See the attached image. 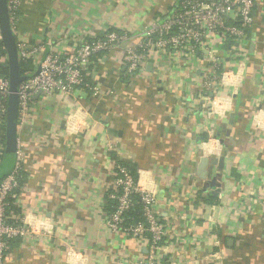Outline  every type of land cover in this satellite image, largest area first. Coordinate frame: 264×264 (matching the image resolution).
<instances>
[{"label":"crops","instance_id":"0c3cea01","mask_svg":"<svg viewBox=\"0 0 264 264\" xmlns=\"http://www.w3.org/2000/svg\"><path fill=\"white\" fill-rule=\"evenodd\" d=\"M21 2L18 40L46 49L35 59L110 31L128 40L100 61L93 87L37 95L17 129L25 161L13 215L27 234L5 264H148L146 237L107 224L118 166L156 192L166 241L156 264H264V7L245 54L216 46L220 70L241 72L211 104L200 83L213 68L201 53L152 54L136 75L124 65L127 49L180 0Z\"/></svg>","mask_w":264,"mask_h":264},{"label":"built area","instance_id":"2783aa9c","mask_svg":"<svg viewBox=\"0 0 264 264\" xmlns=\"http://www.w3.org/2000/svg\"><path fill=\"white\" fill-rule=\"evenodd\" d=\"M7 2L12 30L17 38L19 59L31 60L34 67L33 72L18 87V129L27 125L37 95L49 97L57 93L70 94L78 87H87L86 71L92 58L103 52L106 53L105 57L111 55L128 40V35L110 31L100 39L76 44L65 55L49 52L43 59H35V55L45 54L46 49L44 46L31 48L24 40H18L20 36L17 23L22 2ZM263 7L264 0H180L173 12L155 19L140 42L127 49L125 68L130 74H139L144 71L152 54L158 52H172L188 57L201 53L204 60L212 64L213 69L203 76L200 87L210 103L214 104L220 89L234 87L241 72L239 69L226 72L220 70L219 59L214 55L216 46L233 43L240 50L239 55L245 54L255 11ZM7 59V54H0V66ZM239 66L237 63L236 67ZM93 89L97 91L96 88ZM10 94L9 78L4 77L0 70V128L7 126ZM5 150L0 139V157ZM24 161L23 147L17 143L14 168L0 181V264H5L12 241L27 234L26 226L15 215L8 214L10 200L16 197L19 189ZM114 176L112 192L108 194V198L115 202V206L108 216L107 224L115 232H123L134 238H144L146 233L151 234L147 263L156 264L158 251L166 242L164 226L159 223L154 211L156 192L146 190L141 180L135 178L126 167L118 166ZM134 195H140L144 222L125 226V215L134 205Z\"/></svg>","mask_w":264,"mask_h":264},{"label":"water","instance_id":"95a60500","mask_svg":"<svg viewBox=\"0 0 264 264\" xmlns=\"http://www.w3.org/2000/svg\"><path fill=\"white\" fill-rule=\"evenodd\" d=\"M0 31L1 40L7 52L10 68L9 81L11 85V94L8 101L7 111V148L4 165L5 167H10L11 164L16 161L18 87L27 79V77L20 75V59L17 48V38L12 30L7 0H0ZM210 185L215 187V179H213V182H211Z\"/></svg>","mask_w":264,"mask_h":264},{"label":"trees","instance_id":"16d2710c","mask_svg":"<svg viewBox=\"0 0 264 264\" xmlns=\"http://www.w3.org/2000/svg\"><path fill=\"white\" fill-rule=\"evenodd\" d=\"M0 54L2 55H6L7 52L5 50V47L2 43V40L0 39ZM105 54L106 53H99L97 55H95L92 60H91V65L88 66L86 74L87 76L86 78V84L85 85H89L90 87H93V83L91 80V74H93L95 72V70L98 68V65L100 63V61L105 58ZM0 70L2 72V75L6 78H9V74H10V68H9V63L8 61L0 66ZM34 70V67L32 65V61L31 60H27V61H20V75L24 76V77H28ZM88 91V93H91V91L89 89H86ZM4 133L1 135L0 139L1 142L4 144L5 148H7V141H6V128H3ZM5 158L4 156L0 157V162L3 161V163H0V181L5 178L7 175H9L11 173V171L14 168V165L10 166V167H5V162H4ZM132 173V172H131ZM133 176L135 178H138L137 174L132 173ZM23 171L21 172V177H20V181H19V189L22 185V180L21 178L23 177ZM19 189L16 191V197L12 198L10 200V206H9V210H8V214L12 215V214H18V210L17 208L14 206V202L17 198V196L19 195ZM112 192V191H111ZM110 192V193H111ZM133 202L134 205L133 207L128 211V213L125 215V221H124V225L128 226V225H135L141 222H144V218H143V214H142V205L140 203V195H134L133 197ZM115 206V202L112 200H109L107 198V206H106V211L110 214L113 211V208ZM145 237L147 238V240L149 242H151L152 240V235L149 233L145 234ZM15 240V239H14ZM13 240V241H14ZM12 241L11 243V247L14 244Z\"/></svg>","mask_w":264,"mask_h":264},{"label":"rangeland","instance_id":"374dc122","mask_svg":"<svg viewBox=\"0 0 264 264\" xmlns=\"http://www.w3.org/2000/svg\"><path fill=\"white\" fill-rule=\"evenodd\" d=\"M7 61H8V59H7ZM7 61H6V62H7Z\"/></svg>","mask_w":264,"mask_h":264}]
</instances>
